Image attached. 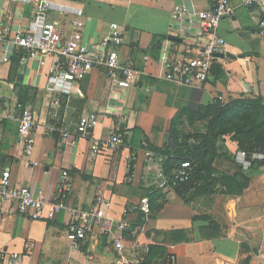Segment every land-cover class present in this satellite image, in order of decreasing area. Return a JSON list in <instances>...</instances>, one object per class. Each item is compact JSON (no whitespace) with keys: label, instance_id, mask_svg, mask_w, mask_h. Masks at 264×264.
<instances>
[{"label":"crops","instance_id":"0c3cea01","mask_svg":"<svg viewBox=\"0 0 264 264\" xmlns=\"http://www.w3.org/2000/svg\"><path fill=\"white\" fill-rule=\"evenodd\" d=\"M45 1L83 9L82 17L51 9L49 20L59 22L69 36L79 17L84 40L93 49L117 22L125 41L121 58L141 73L135 85L123 88L107 69L95 68L70 94L59 96L47 89V67L11 41L0 43V178L9 169L13 185L42 191L52 202L60 198L63 173H69L67 208L55 221L32 219L0 203V255L21 252L32 264H112L117 255L108 233L99 234L97 228L80 246L67 236L72 209L93 210L103 201L109 203L108 214L128 223L129 249L135 243L150 247L147 264H165L168 255L176 257V264H243L247 257L249 264H264V165L240 195L210 194L187 203L176 190L158 188L161 158L147 156L144 148L147 140L162 146L170 139L171 121L181 108L198 110L216 99L241 95L240 81L251 96L264 95L260 10L229 0L233 13L217 29L228 43L226 53L214 62L206 83L185 86L165 79L167 65L194 55L209 40L200 13L217 0H0V29L9 36L27 31ZM180 5L189 14L175 19L173 12ZM24 103L33 107L35 118L30 133L35 148L29 156L19 130ZM92 112L98 114V124L75 146L51 130H72L81 116ZM113 133L121 137L119 149L93 151V139L106 140ZM226 143L237 154V142L227 137ZM214 165L229 175L238 171L226 158ZM144 196L152 202L149 217L140 211L123 215L125 207Z\"/></svg>","mask_w":264,"mask_h":264},{"label":"built area","instance_id":"2783aa9c","mask_svg":"<svg viewBox=\"0 0 264 264\" xmlns=\"http://www.w3.org/2000/svg\"><path fill=\"white\" fill-rule=\"evenodd\" d=\"M241 5L247 8L259 9L261 12V26L264 29V0H241ZM51 9L61 13L70 12L76 16L84 15L83 9L69 8L61 4L45 1L39 6L34 15L31 25L27 31H18L9 36L7 31L0 29V43L11 41L16 47L26 51L28 57L38 59L42 67H47V89L59 96L72 92L73 85L83 81L95 68H105L109 71L110 77L120 87L130 88L138 82L140 71L131 66L125 65L119 49L125 43L123 31L117 22L110 24L109 32L102 38L100 45L95 49L91 48L84 40L82 28L84 21L77 17L73 20V30L66 36L59 26V22L49 20ZM233 9L229 0H217L208 10L200 13L202 31L210 35L209 40L202 43L194 55H185L171 60L167 65L165 79L179 85L195 86L203 85L211 76L214 62L218 55L225 54L228 43L221 36L217 29L221 21L231 16ZM189 14L185 5L177 6L173 12L175 19H184ZM5 61L8 57L5 56ZM58 119L57 114H53ZM19 130L22 136L25 153L32 155L35 148L34 139L30 136L35 125L34 109L32 106H25L19 116ZM98 124V114L92 112L83 115L75 124L74 129L53 126L52 131H60L62 137L70 145L75 146L80 137H87L91 129ZM122 145L121 137L113 133L110 138L93 139L92 149L98 153L102 149L117 150ZM146 154L149 157L156 156L149 150L148 143L144 142ZM252 159H264V154L256 152ZM251 158H248L246 151H238L236 161L244 168L251 166ZM36 165L37 162H34ZM192 175V163L184 160L180 165L174 167L170 174H167L160 167L156 184L161 190H175L181 184L189 181ZM62 184L59 189L60 198L49 202L42 191L35 193L27 186L13 185L11 171L3 172L0 178V203H8L15 207V210L22 215L32 219L55 221L58 214L67 208L66 197L68 191L69 173L65 171L62 177ZM108 202L101 201V206L89 210H71V221L68 225L67 236L74 245L80 246L88 237L92 236L97 228L99 234L106 232L110 240L116 260L112 264H147L150 247L140 248L135 243L128 248L125 239V232L128 223L124 219H117L106 211ZM131 211H140L149 217L152 214V202L149 196H144L138 203L123 209V215ZM2 264H32L28 257L21 252H5L0 255ZM165 264H176V257L168 255Z\"/></svg>","mask_w":264,"mask_h":264},{"label":"trees","instance_id":"16d2710c","mask_svg":"<svg viewBox=\"0 0 264 264\" xmlns=\"http://www.w3.org/2000/svg\"><path fill=\"white\" fill-rule=\"evenodd\" d=\"M240 83L243 93L237 97L216 99L198 110L181 108L171 121L170 139L162 146L146 141L149 150L161 158L167 174L182 161H191V178L175 188L187 203L210 194L240 195L264 165V159H252L256 152L264 154V95L251 96V90L243 81ZM227 137L237 142L238 150L246 151L252 159L249 168L236 161V154L227 146ZM221 158L235 163L238 171L229 175L216 168L214 164ZM132 172L131 168L129 174ZM249 262L250 257H247L243 264Z\"/></svg>","mask_w":264,"mask_h":264},{"label":"water","instance_id":"95a60500","mask_svg":"<svg viewBox=\"0 0 264 264\" xmlns=\"http://www.w3.org/2000/svg\"><path fill=\"white\" fill-rule=\"evenodd\" d=\"M171 39H175V37H170ZM224 54H222V55H218V57H220V56H223Z\"/></svg>","mask_w":264,"mask_h":264},{"label":"rangeland","instance_id":"374dc122","mask_svg":"<svg viewBox=\"0 0 264 264\" xmlns=\"http://www.w3.org/2000/svg\"><path fill=\"white\" fill-rule=\"evenodd\" d=\"M186 129H187V130H190V128H189V127H186Z\"/></svg>","mask_w":264,"mask_h":264}]
</instances>
